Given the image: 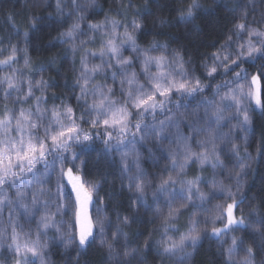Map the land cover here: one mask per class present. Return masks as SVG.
I'll return each instance as SVG.
<instances>
[{"label":"snow or ice","instance_id":"6c2138e0","mask_svg":"<svg viewBox=\"0 0 264 264\" xmlns=\"http://www.w3.org/2000/svg\"><path fill=\"white\" fill-rule=\"evenodd\" d=\"M97 6V0H71L72 11L68 13L65 0H55L57 17L63 19L68 15L71 19L58 40L71 53L72 67L78 73L73 82V91L78 89L75 100L80 108L79 115L64 101L59 105L52 103L49 107L45 93L53 85L43 77L34 81L14 67L20 63L18 53L23 52V65L30 69L28 32L17 33L20 37L18 43L22 42L23 48L9 44L8 55L0 59V73H4L0 76V98L5 102L0 109V212L8 209L11 227L10 234L7 229L0 231V264H46L45 252L49 244L44 237L50 228L55 229L65 251L75 250L77 261L80 254L95 246L97 241L111 255L121 240L127 241L123 227L134 221L128 216L118 218L116 231L111 239L107 237L110 223L98 215L94 218L90 211L94 208L93 196L97 194L99 186L86 179L83 161L77 164L79 156L89 142L99 140L104 145L105 155L112 151L121 153V163L125 169L129 168L130 160L134 162L138 173L136 182L129 184V191L136 193L133 201L142 205L151 181L146 180L139 168L141 156L137 145H142L148 136L155 141L154 147L162 145L166 131L179 124L172 105L179 109L182 99L197 97L207 87L198 77L189 76L188 62L179 50L169 52L166 44L155 40L141 47L137 35L144 25L139 19V12L130 24H123L122 32L119 31L121 21L108 17L103 22L88 23L86 31L82 29L88 11ZM126 7L132 8L133 5L128 3ZM200 9L199 0H191L181 12L180 21L191 23ZM239 21L233 24L224 42L211 54V63L204 64L208 77L216 78L218 70L222 69L223 75L231 76V79L217 84L210 99L199 101L202 116L198 111L188 114L194 120L188 125L191 135L180 134L167 149H161L167 154L171 172L159 178L154 195L168 192L179 183L180 192L169 195L182 203L163 217L164 234L157 247L162 257L178 258L179 264H187L192 256L189 249L195 250L201 240L200 225L197 220H191V227L179 240L167 234L168 228L174 227L171 222L180 208L195 205L196 201L203 204L210 193L215 198L214 194L220 192L223 194L220 198L224 200L223 204L217 205L215 219L211 221L213 236L220 237L260 223V227L253 230L261 232V238H264V231H261L264 222L249 220L246 223L238 207L243 202L239 177L247 166L238 163L240 170L229 173L236 181L235 192L231 183L217 180V173L226 171L224 160L239 157L241 148L229 139L231 132L221 133V126L235 119L234 127L247 134L252 123L250 112L256 109L264 112V65L251 73L244 67L248 64L255 68L258 62L264 61V14L261 20L253 18L250 23L248 12L244 10L240 12ZM41 22L38 17L30 18L32 29H37ZM160 23L162 26L165 24L164 21ZM97 35L100 37L99 47H89ZM84 36L87 39L81 38ZM78 52L79 67L76 68ZM2 53L3 48H0ZM54 62L53 58L50 63ZM98 78L103 83H97ZM37 90L39 95L36 94ZM8 101L13 103V107L7 106ZM25 104L29 106L24 107ZM158 113L164 114L165 118L152 125L146 123L149 117L157 121ZM229 113L231 118L227 115ZM83 123L97 131H85ZM77 146H81L80 153L74 150ZM193 164L202 170L208 167L212 169L209 192L201 188L200 176L183 178L186 169ZM53 175L56 177L55 213L50 211L51 191L45 187L50 184ZM68 209L72 210L73 216L66 229L62 230L56 215H63ZM13 212H19L24 217H34L40 213L35 238L31 231L25 232L22 226L18 229L12 220ZM217 220L222 221L223 227L216 226ZM243 244L242 239L233 236L227 249L229 257ZM151 247L149 241L145 240L142 246L132 251L125 250L118 264H143L138 258L139 253ZM254 257L253 247H246L241 264H254ZM71 260L70 256L69 264Z\"/></svg>","mask_w":264,"mask_h":264},{"label":"trees","instance_id":"16d2710c","mask_svg":"<svg viewBox=\"0 0 264 264\" xmlns=\"http://www.w3.org/2000/svg\"><path fill=\"white\" fill-rule=\"evenodd\" d=\"M190 2L191 0H97L98 6L88 11L87 18L82 24V29L85 31L88 23L103 22L108 17L121 21L119 29L121 32L123 24H130L139 12V19L144 25L142 32L137 35V41L141 47H146L155 40L166 44L169 52L173 49L179 50L188 62L186 67L189 76L198 77L207 87L205 92L197 97L182 99L179 109L172 105L175 119L179 121V124L166 131L162 145L154 147L155 141L151 136L146 137L142 145H137V151L141 156L139 168L146 180L151 181L142 205L133 201L132 198L136 193L129 191V184L136 182L135 176L138 173L136 164L130 160L129 168L125 169L121 163L120 152L112 151L105 155L101 141L89 142L83 154L79 156L77 164L83 161L86 179L99 186L97 194H94V208L91 210L93 217L98 215L101 219L106 218V223H110L111 227L106 233L109 239L116 231L118 218L123 219L128 216L134 222L123 227V231L127 233V241L121 240L111 255L107 248L101 247L97 241L95 246L80 254L78 261L75 250L65 251L55 229L50 228L44 237L49 244L45 252L46 264H69L70 256L72 257L71 264H118V261L123 259L125 250L132 251L142 246L145 240H148L152 247L148 250H141L139 253L138 258L143 261V264H179L178 258L162 257L157 247V242L164 234L163 217L168 215L170 209L179 208L182 203L180 199H173L169 195V193L180 192L179 183L168 189V192L154 195L159 178L171 172L170 161L166 158L167 154L161 149H167L170 142H174L180 134L191 135L188 125L194 120L188 114L198 111L202 116L203 109L198 107L199 101L210 99L217 84L231 79V76L223 75L222 69L218 70L216 78L208 77L204 64L211 63V54L224 42L233 24L240 22V12L244 10L248 12L250 23L253 18L256 21L261 20L264 14V0H199L200 11L191 23L185 24L180 21L179 17ZM128 3H131L133 7L127 8ZM65 5L66 11L71 13V0H65ZM33 16L42 21L37 25V29L31 28L30 18ZM161 21L165 22L163 26ZM70 23L71 19L68 15L63 19L57 17L55 0H0V48H3L0 59L8 55L9 44H17L19 48H23V43H18L20 37L17 33L28 32L30 44L27 55L30 60V69L23 65V52L18 53L20 63L14 67L20 69L25 76H31L34 81L43 77L50 85H53L45 93L49 107L52 103L59 105L61 101H64L70 104L79 115L80 108L75 100L78 89L73 91V82L78 73L72 67L71 53L66 51V47L61 46L58 40L59 34L65 31ZM81 38L87 39L86 36ZM99 44L100 37L97 35L95 41L90 42L88 46L98 48ZM53 58L55 62L50 63ZM79 58L80 53L78 52L76 68L79 67ZM261 65H264V61L258 62L255 68L249 67L248 64L244 67L251 73ZM2 75L4 73H0V76ZM96 82L103 83L100 78ZM36 94H40L38 90ZM54 95L55 100H53ZM4 104L5 102L0 98V109L4 107ZM7 106L13 107V103L8 101ZM28 106V104L24 105V107ZM227 115L231 118L230 113ZM250 117L252 123L247 134L234 127L235 119H231L230 124L225 123L221 126V133L231 132L229 139L239 144L241 148L239 157L224 160L226 171L217 173V180L225 184L231 183L232 190L235 192L236 181L229 173L240 170L237 167L238 163L247 166L239 177L242 186L240 196L243 202L238 205L246 218V223L249 220L264 222V112L256 109L250 112ZM164 118V114L158 113L157 121L149 117L146 123L152 125ZM82 127L85 131H97L91 129L87 123H83ZM171 146L174 147V143ZM74 150L80 153L81 146H77ZM221 158L224 159L223 155ZM171 174L175 175V173ZM196 176L201 177V188L209 192L213 178L212 169L208 167L202 170L193 164L186 169L183 178L193 179ZM45 187L51 191L50 211L55 213V175L52 176L50 184ZM214 195L215 198L210 193L203 204L196 201L195 205L188 204L180 208V212L171 222L174 227L168 228L167 234L174 240H179L191 227V220L195 219L199 222L202 237L195 250L189 249L192 256L187 260V264H241L248 246L253 247L254 264H264V238H261V232L253 230L254 227H260V223L254 224L253 227H245L241 231L222 234L218 238L211 236V221L215 219L217 205L224 203V200L220 198L223 196L222 193L216 192ZM253 209H255L254 212ZM40 211L42 212L43 209L41 208ZM237 214L239 215V212ZM72 216L71 209L63 215H56V221L62 225V230L66 229ZM39 218L40 213L34 217H24L19 212L12 214V220L18 229L22 226L25 232L31 231L33 238H35L36 221ZM216 226L223 227L222 221L217 220ZM4 229H7L9 234L11 233L7 208L0 212V231ZM261 231H264V228ZM233 236L242 239L244 244L229 257L227 249L231 246Z\"/></svg>","mask_w":264,"mask_h":264},{"label":"rangeland","instance_id":"374dc122","mask_svg":"<svg viewBox=\"0 0 264 264\" xmlns=\"http://www.w3.org/2000/svg\"><path fill=\"white\" fill-rule=\"evenodd\" d=\"M93 203H94V196H93ZM92 209H90V211H91ZM210 234H211V232H210ZM211 236L212 237H215V236H213L212 234H211ZM215 238H218V237H215Z\"/></svg>","mask_w":264,"mask_h":264}]
</instances>
